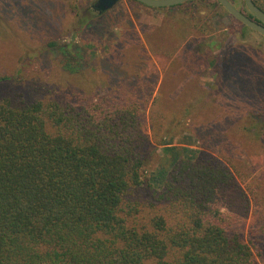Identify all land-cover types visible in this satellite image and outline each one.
<instances>
[{"label": "trees", "instance_id": "16d2710c", "mask_svg": "<svg viewBox=\"0 0 264 264\" xmlns=\"http://www.w3.org/2000/svg\"><path fill=\"white\" fill-rule=\"evenodd\" d=\"M230 1L263 24L245 0L247 12L239 0ZM178 39L167 36L154 45L170 56ZM58 45L52 40L47 47ZM65 46L69 58L74 44ZM241 57L231 58L232 70L241 69ZM31 61L10 72L0 69V82L20 80ZM240 77L235 84L264 100V91L260 97ZM257 77L262 74L251 80ZM25 80L28 98H0V264H256L264 227L246 233L250 200L231 158L229 165L202 152L190 157L185 148L165 143L174 111L151 114L153 138L165 154L146 174L151 138L145 109L156 79L126 83L130 93H122L124 85L102 93H59V83L45 76ZM193 87L194 81L179 99L188 112ZM152 102L155 107L161 100ZM260 106L264 122V101ZM202 138L206 147L215 140L210 134Z\"/></svg>", "mask_w": 264, "mask_h": 264}, {"label": "rangeland", "instance_id": "374dc122", "mask_svg": "<svg viewBox=\"0 0 264 264\" xmlns=\"http://www.w3.org/2000/svg\"><path fill=\"white\" fill-rule=\"evenodd\" d=\"M96 1L0 0V69L10 72L32 60L20 80L0 82V98L20 93L28 98L30 82L25 79L44 76L59 83V93H102L120 85L125 86L122 93H130L126 83L156 79L153 99L161 103L153 107L152 99L145 109L144 129L151 138L146 174L151 175L165 154L164 146L153 138L151 114L174 111L173 117L168 115L165 143L185 148L190 157L202 152L229 165L231 158V168L250 200L246 233L252 227H264V122L259 116L264 100H255L248 89L235 84L239 81L235 77L241 75V84L256 87L263 97L264 37L223 6H213L215 0H193L163 9L120 0L102 17L96 15ZM243 1L239 0L240 6L247 12ZM258 2L264 7V0ZM85 16L90 20L83 24ZM167 36L179 37L170 56L154 45L155 39ZM52 40L59 45L48 48ZM69 43L74 48L67 58ZM238 55L244 61L235 71L230 65ZM260 73L262 78L251 80ZM193 81L188 112L179 99L189 95ZM207 134L215 137L209 147L202 138ZM260 249L261 254L255 250L256 264H264V246Z\"/></svg>", "mask_w": 264, "mask_h": 264}, {"label": "water", "instance_id": "95a60500", "mask_svg": "<svg viewBox=\"0 0 264 264\" xmlns=\"http://www.w3.org/2000/svg\"><path fill=\"white\" fill-rule=\"evenodd\" d=\"M144 5L150 7H169L181 4L187 0H136ZM235 19L239 20L241 23L247 27L257 31L264 37V10H262L254 0H245L248 9L253 13V15L258 18L262 23L251 19L243 11L238 9L230 0H217ZM120 0H97L94 7L99 12H105L113 7H115Z\"/></svg>", "mask_w": 264, "mask_h": 264}]
</instances>
